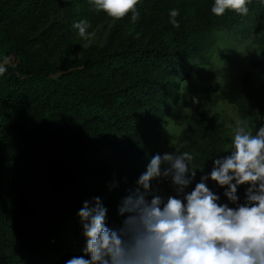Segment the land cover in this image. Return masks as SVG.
<instances>
[{
    "label": "trees",
    "instance_id": "obj_1",
    "mask_svg": "<svg viewBox=\"0 0 264 264\" xmlns=\"http://www.w3.org/2000/svg\"><path fill=\"white\" fill-rule=\"evenodd\" d=\"M94 24L111 19L81 0ZM215 0H138L117 20L104 47L78 62H50L53 47L72 42L68 24L43 33L56 0H0V264H56L86 247L78 215L99 198L110 228L133 188L128 164L161 125L163 105L178 87L180 63L201 56L215 31H232L252 16L264 23V0H248L246 15L211 9ZM175 9L179 27L170 21ZM133 28L134 32L129 33ZM39 33V34H38ZM264 59V29L255 39ZM8 61V63H4ZM178 147L189 149L190 170L210 174L229 156L212 110L196 106ZM217 187L218 204L237 207Z\"/></svg>",
    "mask_w": 264,
    "mask_h": 264
},
{
    "label": "clouds",
    "instance_id": "obj_2",
    "mask_svg": "<svg viewBox=\"0 0 264 264\" xmlns=\"http://www.w3.org/2000/svg\"><path fill=\"white\" fill-rule=\"evenodd\" d=\"M97 12L103 11L114 20L132 13L136 22L138 0H90ZM248 0H215L211 11L221 16L226 10L246 15ZM178 11L170 12V23ZM87 21L74 25L79 35L89 38ZM6 68L0 66V75ZM193 103H199L193 97ZM231 155L215 159L210 179L225 187L228 201L237 204V189H246V202L237 207L218 204L219 196L207 186L209 176H202L193 190L185 192L196 170H190L193 155L156 154L139 177L133 195L126 197L120 208L127 214L122 226L113 230L105 225L107 209L99 198L95 206L85 202L79 211L87 238L85 253L66 264H264V126L255 135L247 123L237 121ZM162 165H167L162 170ZM191 173L189 176L188 174ZM171 177L177 196L166 199L152 189L151 181ZM182 196V198H178Z\"/></svg>",
    "mask_w": 264,
    "mask_h": 264
},
{
    "label": "rangeland",
    "instance_id": "obj_3",
    "mask_svg": "<svg viewBox=\"0 0 264 264\" xmlns=\"http://www.w3.org/2000/svg\"><path fill=\"white\" fill-rule=\"evenodd\" d=\"M80 21H87L90 25L87 39L81 37L78 29L74 27ZM53 23L68 24L73 38L67 49L61 43L53 47L49 60L60 66L63 65V56L68 61L78 62L90 47H104L117 20L111 18L94 24L81 0H56L49 22L40 28L39 33H43ZM263 29L264 23L261 24L257 16H252L237 29L215 31L212 42L201 56L188 57L180 63L179 75L175 78L178 87L172 98L163 105L164 117L161 125L143 143L142 157L132 160L126 168L125 176L130 178V188H133L130 195L140 187L139 177L156 154H180L187 151L193 155L189 149L179 148L178 142L179 136L188 126L191 111L196 106L204 105L212 110L223 148L230 155L234 150V129L237 121L246 122L247 130L252 135L256 134L259 127L264 126V59L255 42ZM133 32L134 29L131 28L129 33ZM3 65L0 63V66ZM193 97L199 103L194 104ZM166 166L162 165V170ZM202 176H209L206 184L216 194L217 183L210 179V174L201 173H196L185 192L193 190ZM151 186L165 199L178 195L171 177L154 179ZM140 190L143 191L142 187ZM125 217L117 220L110 229H119ZM84 249L56 264H66L73 257L90 258Z\"/></svg>",
    "mask_w": 264,
    "mask_h": 264
}]
</instances>
